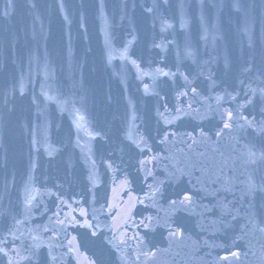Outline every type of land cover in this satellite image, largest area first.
<instances>
[{
    "label": "water",
    "instance_id": "water-1",
    "mask_svg": "<svg viewBox=\"0 0 264 264\" xmlns=\"http://www.w3.org/2000/svg\"><path fill=\"white\" fill-rule=\"evenodd\" d=\"M0 264H264V0H0Z\"/></svg>",
    "mask_w": 264,
    "mask_h": 264
},
{
    "label": "snow or ice",
    "instance_id": "snow-or-ice-1",
    "mask_svg": "<svg viewBox=\"0 0 264 264\" xmlns=\"http://www.w3.org/2000/svg\"><path fill=\"white\" fill-rule=\"evenodd\" d=\"M226 127H227V125H226Z\"/></svg>",
    "mask_w": 264,
    "mask_h": 264
}]
</instances>
